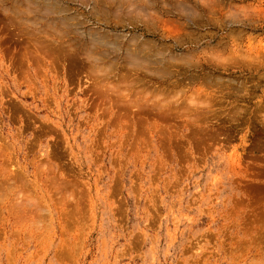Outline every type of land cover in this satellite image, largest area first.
Returning <instances> with one entry per match:
<instances>
[{
  "label": "rangeland",
  "instance_id": "rangeland-1",
  "mask_svg": "<svg viewBox=\"0 0 264 264\" xmlns=\"http://www.w3.org/2000/svg\"><path fill=\"white\" fill-rule=\"evenodd\" d=\"M0 264H264V0H0Z\"/></svg>",
  "mask_w": 264,
  "mask_h": 264
},
{
  "label": "bare ground",
  "instance_id": "bare-ground-1",
  "mask_svg": "<svg viewBox=\"0 0 264 264\" xmlns=\"http://www.w3.org/2000/svg\"><path fill=\"white\" fill-rule=\"evenodd\" d=\"M260 223H261V222H260ZM262 224H263V223H262ZM262 224H261V225H262Z\"/></svg>",
  "mask_w": 264,
  "mask_h": 264
}]
</instances>
